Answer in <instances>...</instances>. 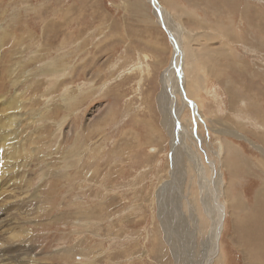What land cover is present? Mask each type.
Segmentation results:
<instances>
[{"label":"rangeland","instance_id":"rangeland-1","mask_svg":"<svg viewBox=\"0 0 264 264\" xmlns=\"http://www.w3.org/2000/svg\"><path fill=\"white\" fill-rule=\"evenodd\" d=\"M157 1L198 109L183 123L224 181L214 264H264V0ZM173 54L147 0H0V264H201V204L195 248L163 225L177 220L158 108Z\"/></svg>","mask_w":264,"mask_h":264},{"label":"bare ground","instance_id":"bare-ground-1","mask_svg":"<svg viewBox=\"0 0 264 264\" xmlns=\"http://www.w3.org/2000/svg\"><path fill=\"white\" fill-rule=\"evenodd\" d=\"M147 1L152 5L159 25L162 26V28L168 34L174 48L172 62L162 74L161 93L158 96V108L162 116V122L166 125L165 128L167 132L170 135H174V139L171 140V159L173 161L172 163L174 164L172 175L174 178L173 181L177 182L178 178L179 181L177 187L178 189L174 190L173 192L176 193V198L174 197L173 201H170L171 205L173 204V206L175 207V211L172 217L174 219V217L177 216V220L175 219L176 223L174 224L172 222V219L169 220L167 216H165L163 225H165L164 227L166 230H168L169 232H173L171 234L172 236L176 235V240L174 241H177L181 244H190V246L194 247L195 243L199 241L198 237L201 233V218L197 213L200 203L206 218H208L212 223V228L210 229L206 239L204 241H199V243H203V246L202 244L200 245L203 254L199 255V258L202 259L201 261H199L201 262V264H214V262L219 261L221 258L220 242L225 221V209L223 203L220 201L222 195V186L224 184L223 177L218 169L216 161L208 157L207 151L203 146L204 138L199 133V131L197 132V126L193 125L192 123V128L188 129L183 123L184 115L187 111H190L193 122L198 125V109L196 104L187 96L185 88L186 80L183 74L185 52L183 50V45L181 43L180 37L174 31V29H172V26L168 21L167 13L165 12L164 8L160 6L159 2L157 0ZM15 107V104L7 103L4 112H7L10 109H14ZM12 113V110H10L11 116L13 115ZM4 126H11L10 118L4 121L3 127ZM3 127H0V129H3ZM8 129L5 132L4 130L1 131H3L5 135H7L10 134V131ZM2 145L3 144L1 143V146ZM203 154L205 155V158ZM10 166L11 165H6L5 168H3L4 170L2 174H6L9 171L8 169ZM162 188L165 189V186L163 185ZM162 188L161 191L159 190V195H161V197L164 193L162 192ZM203 206L206 208H210L211 211L215 212L216 217L212 216L210 212L206 211ZM165 209H167V207ZM162 214L163 213H161V215ZM168 220L171 221V223L168 222ZM169 232L166 233L170 235ZM8 237V239H10L11 236ZM191 239L194 244L190 241ZM2 241L0 240V242ZM178 247H173L177 250L176 256H179L180 258L186 257V249L184 248V246L183 248ZM2 252L5 253L4 251ZM19 253L22 254V252ZM14 255L15 254H13L12 256ZM194 256H196V254ZM187 257L189 258V255H187ZM9 258L0 259V263L2 262V260L7 261ZM194 258L193 256L192 258H190V264H193L195 262Z\"/></svg>","mask_w":264,"mask_h":264}]
</instances>
